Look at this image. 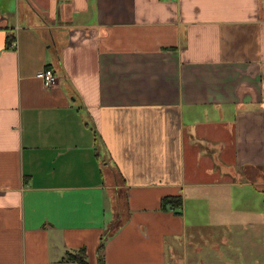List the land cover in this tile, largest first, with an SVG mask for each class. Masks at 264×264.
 <instances>
[{
  "label": "crops",
  "instance_id": "obj_1",
  "mask_svg": "<svg viewBox=\"0 0 264 264\" xmlns=\"http://www.w3.org/2000/svg\"><path fill=\"white\" fill-rule=\"evenodd\" d=\"M212 111L235 139L211 166ZM247 164L264 174V0H0V264H99L117 172L104 264H264Z\"/></svg>",
  "mask_w": 264,
  "mask_h": 264
},
{
  "label": "rangeland",
  "instance_id": "obj_2",
  "mask_svg": "<svg viewBox=\"0 0 264 264\" xmlns=\"http://www.w3.org/2000/svg\"><path fill=\"white\" fill-rule=\"evenodd\" d=\"M213 113L217 115V116L215 115L214 117H216L217 119H219V121H221L219 123L220 125H218L216 121H213L212 125L210 126V129L207 131L212 136V139H213L212 143L213 144L212 143L205 144L206 143L205 141L204 142L201 141L200 143H197V149L201 150V153L204 154L202 156V158L204 160L207 159V161L211 160V162H208L211 166H212V161L215 162L214 159L211 158V154H216L217 152H219L221 155L222 154L221 152L223 151L225 156L230 157L231 149L233 147V140L235 139V134H234V130H233V121H232V117H231L232 114L231 113H229V115L228 114H221V113H216L215 111ZM216 146H218V148ZM220 149H221V152H220ZM217 162L222 167L223 163L221 161L219 162V160ZM228 167H230V170L227 169L229 171L224 174V178L228 179L227 180L228 183H232L236 180L235 177L232 176L236 169H234V167H232L231 165H229ZM238 170L240 171L239 172L240 174L244 173V175H243V177H241L240 181H243L245 183L251 182L253 184V186L255 187V189L258 188L259 190H261L264 193V177H263L264 174H263L262 168L260 170L258 168V166L247 164V165H244L242 167V169H238ZM260 171H262V173ZM116 175H117V173H116ZM118 182L122 186L121 187H118V186L113 187L115 189V193L117 195L116 201L114 203L115 204L114 209H117L116 207H118L117 202H118V195H119L120 191L122 189H125V187L123 186L124 183L122 182V180L119 177H118ZM124 194L126 195V193H124ZM126 205H127V201H126ZM126 208H127V206H126ZM115 211H117V210H115ZM117 215L119 217V219L116 220L117 223H119V221L121 223L127 218V214H125V213L121 214L120 211L117 213Z\"/></svg>",
  "mask_w": 264,
  "mask_h": 264
},
{
  "label": "trees",
  "instance_id": "obj_3",
  "mask_svg": "<svg viewBox=\"0 0 264 264\" xmlns=\"http://www.w3.org/2000/svg\"><path fill=\"white\" fill-rule=\"evenodd\" d=\"M11 39H13V37H11ZM11 39H10V42H12ZM118 177L121 179L120 174L117 172V175H116L117 181H118ZM123 182L125 183V181ZM124 193H126V195ZM126 201H127V192H126V189H122L118 195V202H117L118 207H116L117 209H114L115 204H113V207H112V209L114 210V219L110 221L103 236L100 239V244L98 246L99 264H104V250H105L107 239L113 236L117 232L121 224L123 223V222L120 223V221L119 223L116 222V220L119 219L117 213L120 211L121 214L122 213L127 214L126 213L127 211ZM183 204H184V201H183L182 195H167L162 198L161 207L164 210H180L183 207ZM67 257L70 260L76 261L78 264H88V257H87L85 248L80 249L76 253L68 252Z\"/></svg>",
  "mask_w": 264,
  "mask_h": 264
},
{
  "label": "built area",
  "instance_id": "obj_4",
  "mask_svg": "<svg viewBox=\"0 0 264 264\" xmlns=\"http://www.w3.org/2000/svg\"><path fill=\"white\" fill-rule=\"evenodd\" d=\"M40 77L43 79L44 85L46 87H50V86L54 85L56 83V81H57L56 72L51 67L45 68L40 73Z\"/></svg>",
  "mask_w": 264,
  "mask_h": 264
}]
</instances>
